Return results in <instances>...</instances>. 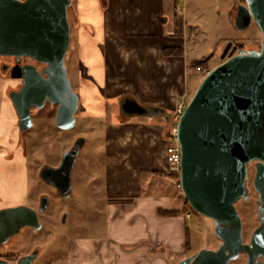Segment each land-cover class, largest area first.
<instances>
[{
	"label": "crops",
	"instance_id": "1",
	"mask_svg": "<svg viewBox=\"0 0 264 264\" xmlns=\"http://www.w3.org/2000/svg\"><path fill=\"white\" fill-rule=\"evenodd\" d=\"M71 2L75 45L85 72L77 84L80 115L106 117V99L115 101L123 95L163 112L106 122L107 164L101 197L106 199L102 209L106 230L100 236L68 239L66 262L175 264L191 251L190 239L197 230L190 221V209L177 193L176 181L171 188L164 182L170 176L157 173H169L165 157L169 118L165 116L188 100L186 24L183 21L182 33L175 34L177 7L172 0ZM177 47L182 48L181 55L164 53ZM16 84L0 64V180L5 181L0 182V209L27 202L26 187L18 181L27 154L17 138L18 118L9 98ZM114 106L116 110V101ZM3 147L13 149V157ZM168 211L175 215L162 213Z\"/></svg>",
	"mask_w": 264,
	"mask_h": 264
},
{
	"label": "water",
	"instance_id": "2",
	"mask_svg": "<svg viewBox=\"0 0 264 264\" xmlns=\"http://www.w3.org/2000/svg\"><path fill=\"white\" fill-rule=\"evenodd\" d=\"M70 7L71 0H0V57L28 56L45 65L42 71L23 65L20 88L9 92L20 131L31 128V108H42L46 100L58 105V127L75 124L80 96L73 91L65 66ZM228 19L235 30L256 22L261 42L256 48L243 47L205 75L180 117L175 138L181 154L179 186L190 208L213 222L216 235L219 225L233 224L234 229L223 233L225 243L218 249L203 248L176 264H228L237 256L243 246L235 202L244 194L248 163L264 162V0L245 4L235 0ZM117 103L129 117L163 112L131 96ZM79 153L77 146L64 154L60 168L43 170V179L65 197L71 194V173ZM47 205L48 199L42 198L38 210L25 204L1 208L0 246L23 227L40 230L39 214ZM37 255L38 250L21 255L16 264H33ZM0 264L10 262L0 258Z\"/></svg>",
	"mask_w": 264,
	"mask_h": 264
},
{
	"label": "rangeland",
	"instance_id": "3",
	"mask_svg": "<svg viewBox=\"0 0 264 264\" xmlns=\"http://www.w3.org/2000/svg\"><path fill=\"white\" fill-rule=\"evenodd\" d=\"M172 1L177 7V13L182 16L186 24L187 105L196 88L210 70L225 61L231 53L237 50L239 45L256 48L261 42L262 34L254 21L243 30H235L232 27L228 13L234 0ZM236 1L245 4V0ZM74 18L75 9L71 4L68 10L70 44L65 57V65L67 76L73 87L77 89L78 77L85 72L75 45ZM205 60L207 61L205 68L189 66L194 61ZM0 64L2 72H5L4 69L11 65L7 57L0 60ZM87 76L89 75L87 74ZM83 81L86 82V80ZM115 101L106 99L109 110L105 119L108 123L113 121V112L110 109L113 108V111L116 112ZM47 108L46 106L45 109L36 112L34 127L22 135L21 139L26 146L27 162L18 181L26 187L27 202L25 205L35 208L38 198L43 192L51 196V205L45 213L39 214L42 225L40 230L23 227L9 243L0 246V254L20 256L32 250H38L33 264H67L68 239L100 236L106 230L105 214L102 210L106 199L101 198L105 192L104 177L107 160L104 156L106 140L104 129L106 130V128L103 121L85 119L79 115L74 128L70 130L57 129L53 122L54 113L47 117ZM78 136L85 138V143L74 166L72 193L67 199L60 198L47 184L40 181L38 171L42 164L54 163L57 156L59 157L62 152L70 148L73 139ZM2 149L7 152L11 151L9 158L13 157V149L9 150L4 147ZM179 179L180 177H176V179L169 177L165 178L164 182L173 188L175 180L177 193L184 201ZM0 182L4 184L5 181L0 180ZM146 186L149 185L144 180V187ZM187 207L192 215L190 221L197 230L192 233L190 239L192 249L187 253V257H189L195 254L193 252H198L203 248L215 247L217 240L209 219L193 211L189 204ZM10 264L15 263L11 260Z\"/></svg>",
	"mask_w": 264,
	"mask_h": 264
},
{
	"label": "flooded vegetation",
	"instance_id": "4",
	"mask_svg": "<svg viewBox=\"0 0 264 264\" xmlns=\"http://www.w3.org/2000/svg\"><path fill=\"white\" fill-rule=\"evenodd\" d=\"M236 16H237V9H235L233 17L235 18ZM4 57L9 58L10 63H11V65L7 66V68L4 69L5 72H9L10 78L17 81V84L13 90H18L22 84L21 75H22L23 65H28V64L33 65L39 71H42L45 68V65L43 63H39L28 56H23L20 59H16L15 57H11V56H2L0 57V59L2 60ZM71 87L74 92L79 93L78 89H75L72 84H71ZM126 96L127 95L121 96L120 98H118V101ZM80 102H81V98L79 100V106H80ZM46 106L48 107L46 109L48 112L47 117H50L49 114L54 113L53 122H54V126L57 129L70 130L75 127L77 119L79 118V115H80L79 107L74 115L75 117L74 126L69 129H62L56 125L58 105L50 103L48 100H46L45 105L42 108L40 109L36 107L31 108V120H32L31 128H33L35 124L34 116L36 112L45 109ZM112 118L115 119L117 122L123 121L126 118V115L123 114L121 110L119 109L118 103H117L116 112L112 113ZM165 118L168 121L169 117L165 116ZM97 120L103 121L105 128H107V126L109 125L106 123L107 119H105V116L98 118ZM17 123L19 124V119ZM31 128L25 131H20L18 127L17 138L20 141V144L24 147L25 151H26V148H25L26 146L23 143L21 138H22V135L28 130H30ZM73 140L74 141H73L72 146L68 148L65 152H62L61 155H59V157L57 156L56 161L54 163L46 162L40 166V169L38 171V177L40 181L47 184L54 191L56 196L60 198H64V199H67L70 196L65 197L64 193H61L60 190L57 189L54 185H52L47 180L43 179V170L47 168H51L53 170L60 168L63 163L64 154L67 151L73 150L77 146L80 147V151H81L85 143V138L78 136L76 139H73ZM76 160H75V163H76ZM75 163H74V166H75ZM74 166H73V170H74ZM73 170L71 173V184H72ZM244 189H245L244 194L241 197H239L235 202V208H236V212L238 216V225L240 226L241 245L243 246V249L238 252L237 256L234 259H230L228 264H264V162L261 163V165H258L257 160H253L250 163H248L246 177L244 181ZM71 193H72V188H71ZM50 197L51 196L49 194H47L46 192H43L38 198V202H37L35 209L38 210L42 198H47L48 205H47L46 210L43 212L45 213L51 205ZM209 221H210L212 230L214 231L213 222L211 220ZM219 229H220V234L216 235L214 233L215 238L217 240L216 245L215 247L210 248V249H218L220 246H222L225 243L222 237L223 233L233 230L234 226L233 224L219 225ZM31 252H27L24 255L30 254ZM14 256L15 255L13 254L11 255H7V254L1 255L0 254V258L6 259L9 262L12 260L16 264L17 259L21 255L18 256L16 260H14Z\"/></svg>",
	"mask_w": 264,
	"mask_h": 264
},
{
	"label": "built area",
	"instance_id": "5",
	"mask_svg": "<svg viewBox=\"0 0 264 264\" xmlns=\"http://www.w3.org/2000/svg\"><path fill=\"white\" fill-rule=\"evenodd\" d=\"M241 50H239L238 52H241ZM185 107H186V103L183 101L179 102L175 106L168 121V129L166 131V134L168 136L165 137L166 139L165 157L167 163V171L169 173H173L177 175H180V171H181V154H180V148L178 142L175 137L177 134L178 123Z\"/></svg>",
	"mask_w": 264,
	"mask_h": 264
},
{
	"label": "trees",
	"instance_id": "6",
	"mask_svg": "<svg viewBox=\"0 0 264 264\" xmlns=\"http://www.w3.org/2000/svg\"><path fill=\"white\" fill-rule=\"evenodd\" d=\"M182 30H183V19L181 18L180 15H178L177 13L175 14V34H181L182 33ZM243 45H239L237 50L233 53H231L228 57L236 54L239 50H241L243 47ZM164 53L166 55H181L183 53V50L182 48H170V49H166L164 51ZM207 65V61H194L192 63L189 64L190 67H193V68H197V67H202V68H205ZM159 176H170V177H173L176 179V177H179V175L177 174H173V173H157ZM185 198V197H184ZM184 203L185 205L187 206L188 205V201L185 199L184 200ZM163 214H168V215H175V212L174 211H168V212H162ZM177 215V214H176ZM186 240H187V244H188V240H189V237H188V233H186ZM18 258V256H14V260H16Z\"/></svg>",
	"mask_w": 264,
	"mask_h": 264
}]
</instances>
